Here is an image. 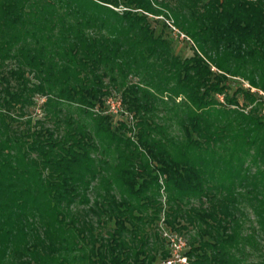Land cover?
Listing matches in <instances>:
<instances>
[{
  "label": "trees",
  "instance_id": "16d2710c",
  "mask_svg": "<svg viewBox=\"0 0 264 264\" xmlns=\"http://www.w3.org/2000/svg\"><path fill=\"white\" fill-rule=\"evenodd\" d=\"M263 107L264 0H0V264H264Z\"/></svg>",
  "mask_w": 264,
  "mask_h": 264
},
{
  "label": "rangeland",
  "instance_id": "374dc122",
  "mask_svg": "<svg viewBox=\"0 0 264 264\" xmlns=\"http://www.w3.org/2000/svg\"><path fill=\"white\" fill-rule=\"evenodd\" d=\"M181 40H182V37H178L179 43L173 44V49L175 51H177L180 56H186L189 54L190 50L186 47V45L183 42H181ZM228 86H229V89L231 91V90L235 89V87L237 85H236L235 81L231 80L228 82ZM251 91H253V90H251ZM36 100L39 101L38 98ZM219 100H221V97H219ZM109 107H110L109 108L110 112H116L115 108H117L118 106H117V104L110 102ZM118 109H120V107ZM34 114L39 115L38 111H36V110L34 111ZM119 114H120V111L117 110V112L114 113V116H116V118H117L119 116ZM262 114L264 115V107L262 110ZM161 194H162V196L160 198H158L157 200L160 202H163V192ZM249 218L252 219L251 215L249 216ZM185 237L187 238V235ZM170 242H171V244H174V247L172 246V248H173L172 259L169 260L168 262H165V264H186L185 259H183V256L181 255V250L183 249V246H184V239L180 238V239H177V241H176L175 238L172 237V240ZM262 246H263V250H264V244Z\"/></svg>",
  "mask_w": 264,
  "mask_h": 264
},
{
  "label": "built area",
  "instance_id": "2783aa9c",
  "mask_svg": "<svg viewBox=\"0 0 264 264\" xmlns=\"http://www.w3.org/2000/svg\"><path fill=\"white\" fill-rule=\"evenodd\" d=\"M180 37H182V36H180Z\"/></svg>",
  "mask_w": 264,
  "mask_h": 264
}]
</instances>
